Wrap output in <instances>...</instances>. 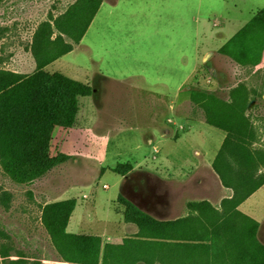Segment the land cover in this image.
<instances>
[{"label": "rangeland", "instance_id": "rangeland-1", "mask_svg": "<svg viewBox=\"0 0 264 264\" xmlns=\"http://www.w3.org/2000/svg\"><path fill=\"white\" fill-rule=\"evenodd\" d=\"M101 1L105 6L94 15L80 43L62 34L64 42L74 44L73 50L43 68L47 74L60 72L88 83L92 90L80 97L71 127L53 128L47 154L55 161L12 173L6 166L10 160L0 150V244L11 255L0 254V264H87L78 261L72 244H60L67 256L63 257L53 243L61 224V202L73 198L65 231L101 238L97 264H264V221L256 231L260 253L243 263L236 257L246 248L244 235L237 241L210 237L208 214L226 199L221 200L223 192L213 176L204 183L191 179L182 185L168 177L131 175L124 159L133 139L128 130L148 134L167 129L176 140L177 115L203 118L191 98L195 90L228 100L230 90L240 83L255 90L247 112L257 129L255 145L264 147V93L259 96L264 68L239 62L221 47L203 53L211 45L214 20L230 19L227 37L263 8L264 0H118L112 8L108 6L116 0ZM76 4L77 0H0V70L34 74L33 51L49 34L58 38L56 24L76 36L69 24ZM256 35L254 42L261 48L264 33ZM193 65L199 67L187 81ZM171 76L172 85L164 86ZM158 95H170L171 100L143 102ZM100 148L108 150L106 158L113 149V155L125 161L96 164ZM177 194L183 197L180 206ZM203 198L221 201L214 206ZM195 240L211 242L212 248Z\"/></svg>", "mask_w": 264, "mask_h": 264}, {"label": "trees", "instance_id": "trees-1", "mask_svg": "<svg viewBox=\"0 0 264 264\" xmlns=\"http://www.w3.org/2000/svg\"><path fill=\"white\" fill-rule=\"evenodd\" d=\"M101 2L77 0L74 8L76 11L69 17V24L72 32L76 31V36L56 24L60 33L58 38L52 39L50 32L40 47L33 51L36 63L34 74L0 70V150L4 152L6 159L10 160L6 166L12 173L28 165L46 166L54 162L55 159H50L47 154L53 128L71 127L78 112L79 98L90 95L92 90L81 81L60 72L47 74L43 68L73 50L74 44L80 42L89 27ZM77 15H81V25H78ZM48 25L50 26V23ZM257 31L264 33V7L221 49L229 56H235L239 62L246 61L247 64L257 67L264 51V43L259 48L254 42L258 38ZM62 34L73 38L74 44L64 42ZM261 83L264 84L263 81ZM252 91L254 94L255 90L245 83H240L230 90L228 100L219 98L212 91L201 89L195 90L194 97H191L193 103L201 109L203 120L225 132L224 140L213 161V168L222 184L230 189L232 194L222 202L220 210L208 214V219L213 229V238L224 236L237 241L244 235L246 248L244 252H238L236 257L240 263L245 262L248 257L256 258L253 257L255 252L260 253L255 237L257 223L248 217L239 216L235 210L264 184V147L255 145L258 141L257 129L251 122V114L247 112L248 108L253 106ZM263 93L264 91L260 92L259 96ZM61 203L64 207L57 213L61 224L53 233V243L63 257L67 256L60 244L67 242L75 248L78 261L97 264L101 253V238L67 233L65 226L75 206V200ZM197 242L208 249L212 248L211 243L207 245L204 240ZM8 253V248L0 244V254L3 257L11 256Z\"/></svg>", "mask_w": 264, "mask_h": 264}, {"label": "crops", "instance_id": "crops-1", "mask_svg": "<svg viewBox=\"0 0 264 264\" xmlns=\"http://www.w3.org/2000/svg\"><path fill=\"white\" fill-rule=\"evenodd\" d=\"M117 2L118 0H116L113 4L111 3L108 7L112 8L116 5ZM102 6H105L103 2H101L98 10ZM234 9L236 10V6H234ZM254 15L255 13L253 14V16ZM229 21L230 19L225 16H221L220 19H216L213 21L215 32H213V34L212 32H210L208 36V38H210L211 40V45L204 48L203 53L206 51L211 52L213 47L222 48L223 45L248 22L247 21L241 27L238 26L236 29H232L230 33H227V37H225L224 31L226 32L229 30ZM197 48L199 50V46ZM197 67H199V65H193L191 69H189L186 74L185 80L191 79L194 72L197 71ZM260 68H264V53H262V60L260 65L255 67V69ZM171 81L172 76L165 79L163 81V85L170 86L172 85ZM85 84L90 86L88 83ZM168 96L169 97H167V95L149 96V98L143 100V102L146 101L154 103H165L171 100V96ZM128 131V135L133 136L132 141L128 142V145L126 144L127 152H125L126 158H124L131 165V168L128 170L129 174L168 177L170 178V180H174V182L178 184L181 183L182 185H185L191 179H195L196 181H199V183H204L208 180L209 177L211 179V176H213V180H216L218 185H220V188H217L220 191V194L221 192H223V197L221 198V200L224 197L227 199L231 196V190L222 185L221 179L213 168V161L225 137V132L223 130L207 124L203 120V118L200 117L183 118L177 115L176 140H171L172 137L169 135V130L167 129H164L163 133L161 131L159 133L158 131L151 130L148 134L144 132H136L134 128ZM112 151L113 149H109L110 157L108 159L105 155L108 150L106 148H100L98 157H95L93 161H95L96 164L100 165L101 163L109 160L111 166L125 161L120 156H114ZM119 155L122 154L120 153ZM180 199H183V197L180 198L177 194V205L179 206ZM204 199H207V201L214 206H216V204L221 201L218 199L212 200L211 198H203V200ZM263 201L264 184L254 193H252L247 199L241 202L235 208V210L237 211L239 216L242 215L252 219L255 223H257L258 226V224H261L264 221V206L262 205ZM217 205H219V203ZM209 230L210 237L213 238L212 227H210Z\"/></svg>", "mask_w": 264, "mask_h": 264}]
</instances>
